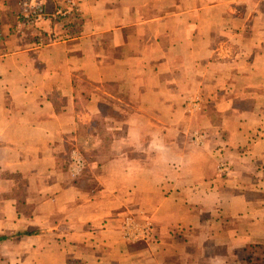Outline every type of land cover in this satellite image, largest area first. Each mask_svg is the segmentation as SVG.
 Masks as SVG:
<instances>
[{"label":"crops","instance_id":"1","mask_svg":"<svg viewBox=\"0 0 264 264\" xmlns=\"http://www.w3.org/2000/svg\"><path fill=\"white\" fill-rule=\"evenodd\" d=\"M21 3L0 0V264H264V0Z\"/></svg>","mask_w":264,"mask_h":264},{"label":"rangeland","instance_id":"2","mask_svg":"<svg viewBox=\"0 0 264 264\" xmlns=\"http://www.w3.org/2000/svg\"><path fill=\"white\" fill-rule=\"evenodd\" d=\"M22 2L23 3H21L22 5H23V7H25V4H28L29 5V3H25V2H30V0H22ZM234 5H236V6H234L233 7V9H232V12H230V15H233V16H243V17H246L249 13H250V9H249V6H248V4H242V6H241V8H239V6L237 5V4H234ZM252 6V5H251ZM264 3H262V10L264 9ZM26 8V7H25ZM25 13H26V15H30L29 14V12H26L25 11ZM262 14H264V12H262ZM24 18V20L27 22L28 21V23H29V20L27 19V18H25V16L23 17ZM27 19V20H26ZM30 25L32 24V23H29ZM244 25H241V29H242V31H245V33L247 34V30H244L242 27H243ZM241 103H242V105L244 106V107H246V108H248V102L247 101H241ZM97 123L96 124H94L93 125V127H95L98 123H100L101 122V126L103 127L104 125H103V123H104V120H102V121H96ZM87 132H88V130H87ZM19 181V180H18ZM19 193H20V191H19ZM257 251V250H256ZM258 254V253H257ZM5 260H3L2 259V264H3V262H4Z\"/></svg>","mask_w":264,"mask_h":264},{"label":"built area","instance_id":"3","mask_svg":"<svg viewBox=\"0 0 264 264\" xmlns=\"http://www.w3.org/2000/svg\"><path fill=\"white\" fill-rule=\"evenodd\" d=\"M25 3H29V2H25ZM25 5H27V4H25ZM35 17H37L38 18V20L39 19H41L42 18V16H44V14H43V11L41 10V9H39V11H34L33 13H32ZM25 16V15H24ZM25 18H27L29 21L32 19V15L30 14V15H27V16H25ZM26 19V20H27ZM28 22V21H27Z\"/></svg>","mask_w":264,"mask_h":264},{"label":"trees","instance_id":"4","mask_svg":"<svg viewBox=\"0 0 264 264\" xmlns=\"http://www.w3.org/2000/svg\"><path fill=\"white\" fill-rule=\"evenodd\" d=\"M26 235H31L32 233H25ZM9 240L8 236H1L0 235V244H2L3 242Z\"/></svg>","mask_w":264,"mask_h":264}]
</instances>
